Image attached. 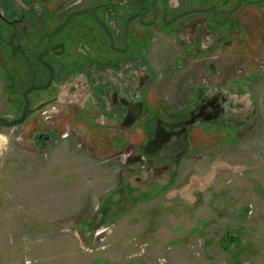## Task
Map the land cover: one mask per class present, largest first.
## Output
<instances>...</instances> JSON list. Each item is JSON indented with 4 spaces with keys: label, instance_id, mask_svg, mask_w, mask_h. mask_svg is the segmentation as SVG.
Listing matches in <instances>:
<instances>
[{
    "label": "rangeland",
    "instance_id": "rangeland-1",
    "mask_svg": "<svg viewBox=\"0 0 264 264\" xmlns=\"http://www.w3.org/2000/svg\"><path fill=\"white\" fill-rule=\"evenodd\" d=\"M47 1L57 9L69 0ZM253 6L233 15L222 48L210 46L222 39L216 27L228 23L211 30L209 15H200L197 37L209 40L210 55L184 53L187 75L197 76L200 94L211 85L230 92L228 103L215 122L194 124L188 153L160 187L128 178L144 162L131 144L111 152L88 137L36 141L46 126L34 119L1 131L0 264H264V3ZM125 16L110 23L120 29ZM152 38L147 56L161 93V67L153 65L175 45L157 30ZM206 60L214 61L211 71L200 65ZM117 185L128 190L100 223L97 212Z\"/></svg>",
    "mask_w": 264,
    "mask_h": 264
},
{
    "label": "flooded vegetation",
    "instance_id": "flooded-vegetation-1",
    "mask_svg": "<svg viewBox=\"0 0 264 264\" xmlns=\"http://www.w3.org/2000/svg\"><path fill=\"white\" fill-rule=\"evenodd\" d=\"M114 1L69 0L56 9L42 0H0V66L4 74V79L0 77V133L34 119L37 125L46 126L36 131V141L88 137L111 152L131 144V155L144 162L136 170L140 175L135 176L134 170L128 178L133 176L141 186L154 189L174 173L188 153L194 124L208 117L205 109L217 104L223 108L226 100L209 84L205 87L215 95L191 109L186 106L181 112L163 100L147 56L153 33L157 30L173 41L168 60L180 59L184 49L187 56L196 58L200 50L196 40L201 39L197 37L198 22L204 21L200 15H209L205 21L211 30L216 24L228 23L222 29L216 27L222 32V39H217L221 47L228 41L226 30L230 31L233 15L243 5L255 6L264 0H122L123 8L116 5L119 0ZM124 10L126 16L118 29L110 21ZM209 55L206 50L199 57ZM200 65L211 71L214 61ZM188 67L183 64L184 69ZM179 85L174 82L176 89ZM152 95L159 98L153 101ZM25 110L23 120L10 126ZM183 111L188 113L183 115ZM58 125L61 128L56 131ZM127 190L117 185L96 220L104 221L108 204Z\"/></svg>",
    "mask_w": 264,
    "mask_h": 264
},
{
    "label": "crops",
    "instance_id": "crops-1",
    "mask_svg": "<svg viewBox=\"0 0 264 264\" xmlns=\"http://www.w3.org/2000/svg\"><path fill=\"white\" fill-rule=\"evenodd\" d=\"M208 41H209L208 39H206V40L197 39L196 40V44H195L196 47H200V50L197 51L198 54L204 52L205 49L209 47V46L207 47ZM218 43L219 42H217V40H215L213 42V44L210 46V48L219 47ZM185 50L186 49H184L182 51L181 58L178 59L176 63L175 62L170 63V60H168L166 58L164 64L159 63L157 66L153 65L155 71H156L155 68H158L159 65L161 67V69L159 70L160 73H158V74H160L159 76L161 78L160 86H161L162 97L166 98L165 100L169 103H171L170 99L175 101L174 103H171V104H173L172 107L178 108L179 110L181 108L186 107V106L191 108V107L195 106L196 104H200L207 96H212V95H215V93H216V92H210V93L208 92L206 94H200L201 93L200 91H196V89H198L197 84L195 83L197 76L192 75V74H190L189 76L187 75V73L189 71H192V62H191V64H188L189 68H187V69L183 68V64L186 62V57L184 56ZM177 67L180 69H178L176 71L175 69ZM192 80H194L195 82L194 81L192 82ZM174 82L180 83L179 89H176L174 87ZM174 90H175V92H174ZM214 91H216V90H214ZM222 91L225 94H222ZM222 91L218 90V92H220V94L225 98V100L227 102V94H229L230 92H227V90L225 91V89L224 90L222 89ZM179 104H181V105H179Z\"/></svg>",
    "mask_w": 264,
    "mask_h": 264
},
{
    "label": "water",
    "instance_id": "water-1",
    "mask_svg": "<svg viewBox=\"0 0 264 264\" xmlns=\"http://www.w3.org/2000/svg\"><path fill=\"white\" fill-rule=\"evenodd\" d=\"M179 16H181V15H179ZM205 110H206V112L209 113V114H208V117L205 119L206 122H209V121H213V120H215V119H216L217 117H219V116L222 114V112H223V109L220 108V105H219V104L214 105V106H211V107L208 106ZM26 114H27V112H26V110H25L24 113H23V115H22V117H21L20 119L14 121V122H12V123H10L9 125H10V126H14V125L19 124V123L23 120V118L26 116ZM203 121H204V120H203ZM97 229H98V228H97Z\"/></svg>",
    "mask_w": 264,
    "mask_h": 264
}]
</instances>
